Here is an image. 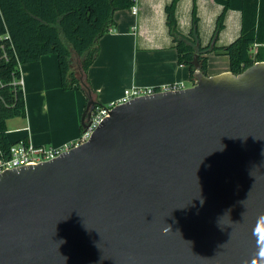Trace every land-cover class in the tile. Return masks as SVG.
Returning a JSON list of instances; mask_svg holds the SVG:
<instances>
[{"label":"water","instance_id":"water-1","mask_svg":"<svg viewBox=\"0 0 264 264\" xmlns=\"http://www.w3.org/2000/svg\"><path fill=\"white\" fill-rule=\"evenodd\" d=\"M191 64V86L118 103L87 141L0 174V264H264V61Z\"/></svg>","mask_w":264,"mask_h":264},{"label":"crops","instance_id":"crops-1","mask_svg":"<svg viewBox=\"0 0 264 264\" xmlns=\"http://www.w3.org/2000/svg\"><path fill=\"white\" fill-rule=\"evenodd\" d=\"M171 0H134L132 8L116 10L113 25L99 38L98 55L86 71L92 98L98 105L108 104L121 97L124 89L132 86H160L187 81L193 84L188 66L179 64L177 51L166 25L165 6ZM193 0H178L175 7L177 28L188 33L191 26ZM198 30L202 45L210 41L215 20L222 6L214 0H196ZM241 14L227 10L224 28L217 45H226L239 35ZM207 54V74L215 75L229 70L225 62L219 64L216 56ZM75 67V65L73 66ZM26 110V125L10 129V142L29 140L35 145L59 146L75 142L81 133L80 114L86 104L84 91L74 86L61 88L56 54L20 65ZM188 87V86H186ZM21 131L14 139L12 132Z\"/></svg>","mask_w":264,"mask_h":264},{"label":"trees","instance_id":"trees-1","mask_svg":"<svg viewBox=\"0 0 264 264\" xmlns=\"http://www.w3.org/2000/svg\"><path fill=\"white\" fill-rule=\"evenodd\" d=\"M177 1L171 0L165 6L166 25L177 61L188 66L192 81L191 60L195 53L205 74L210 52L227 55L229 70L235 74L256 61H264V0H214L222 11L205 45L200 41L196 0L192 2L191 26L186 34L177 28ZM133 3L134 0H0V154H6L13 143L6 134V121L26 114L23 90L13 85L14 78L20 75V65L56 54L61 88L77 86L86 99L92 97L86 71L98 55V40L113 25L114 12ZM227 10L241 14L239 35L226 45H217ZM253 45L254 58L249 52Z\"/></svg>","mask_w":264,"mask_h":264},{"label":"built area","instance_id":"built-area-1","mask_svg":"<svg viewBox=\"0 0 264 264\" xmlns=\"http://www.w3.org/2000/svg\"><path fill=\"white\" fill-rule=\"evenodd\" d=\"M134 13L137 12L135 4L131 6ZM256 46V45H253ZM13 85L22 88L23 80L21 75L13 80ZM186 86L182 82H174L160 86H132L124 89L121 97L105 105H96L91 111L90 118L87 120V126L80 133L79 138L73 143H67L59 146L35 145L29 140L19 139L13 142L6 154H0V174L6 170L18 168L20 166L33 165L43 161L53 159L72 147L87 141L94 130L100 125L105 117L109 115L111 108L118 104L129 101L132 98L154 94L156 92L175 91L183 89Z\"/></svg>","mask_w":264,"mask_h":264},{"label":"rangeland","instance_id":"rangeland-1","mask_svg":"<svg viewBox=\"0 0 264 264\" xmlns=\"http://www.w3.org/2000/svg\"><path fill=\"white\" fill-rule=\"evenodd\" d=\"M249 52H250L251 57L254 58L255 53H256L255 46H252L250 48V51ZM216 59L219 60V64H222V63L225 62L227 65H229V59H228V56L227 55H219V56H216ZM75 62H76V64H79V58L78 57L75 58ZM194 80H195V78H194ZM190 84H191V82L187 81V83H185L184 85L185 86H189ZM25 102H26V100H25ZM103 105H105V104H103ZM80 117H81V114H80ZM25 118H26V116L25 117H14V118H10V119H8L6 121L7 127L10 128V129H14V128H20L22 126H25L26 125ZM20 134H21V131L12 132V133L9 134V138L12 140L15 137H18Z\"/></svg>","mask_w":264,"mask_h":264}]
</instances>
